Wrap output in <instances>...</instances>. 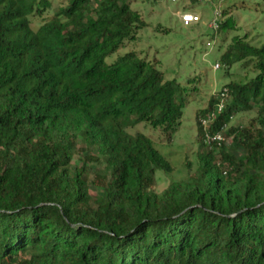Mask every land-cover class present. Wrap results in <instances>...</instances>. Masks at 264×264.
<instances>
[{"label": "trees", "instance_id": "obj_1", "mask_svg": "<svg viewBox=\"0 0 264 264\" xmlns=\"http://www.w3.org/2000/svg\"><path fill=\"white\" fill-rule=\"evenodd\" d=\"M49 8L0 0V264H264V45L236 36L220 58L227 75L257 71L224 85L209 129L225 127L246 153L204 143L198 118L215 93L197 113L194 169L157 191L156 171L173 167L128 129L171 136L187 88L135 50L117 54L147 25L129 0H68L33 25ZM250 110L248 125L229 126ZM93 162L104 168L90 183Z\"/></svg>", "mask_w": 264, "mask_h": 264}, {"label": "rangeland", "instance_id": "obj_2", "mask_svg": "<svg viewBox=\"0 0 264 264\" xmlns=\"http://www.w3.org/2000/svg\"><path fill=\"white\" fill-rule=\"evenodd\" d=\"M68 0H48L49 9H43L32 18V24L51 16L54 8L65 5ZM133 9L139 11L147 25L141 28L135 39L126 40L117 54L135 50L142 57L156 63L166 79H175L187 88L184 95V107L178 130L171 134L149 123H140L130 127V133L141 132L148 135L154 146L171 163L172 171H156L155 189L164 190L171 181L188 175V168L194 169L197 152L201 150L197 124V113L207 107L211 98L224 85L233 80L248 81L257 76L253 68L234 64L230 68L215 69L220 62L221 54L236 36H247V39L258 47L264 45V0H201L190 3L183 0H129ZM221 12V25L226 20L233 23V28L214 30L210 27L214 10ZM181 12H193L200 16L196 23L185 25L180 17ZM210 42V45H208ZM116 54V55H117ZM114 55V56H116ZM114 56H108V62ZM257 116L256 110L238 112L229 126H246ZM225 145L230 154L242 156L244 147L233 140V135L225 133ZM79 152H76L74 164L79 163ZM83 155V154H82ZM189 164V165H188ZM104 164L91 163L89 181ZM190 169V171H191ZM93 192H98L92 186Z\"/></svg>", "mask_w": 264, "mask_h": 264}, {"label": "built area", "instance_id": "obj_3", "mask_svg": "<svg viewBox=\"0 0 264 264\" xmlns=\"http://www.w3.org/2000/svg\"><path fill=\"white\" fill-rule=\"evenodd\" d=\"M221 12L219 10L215 9L212 17V21L210 22V27L214 30H218L220 24H221ZM180 17L182 22L185 25H189L192 23H196L200 20V16L193 13V12H181ZM208 45H210V42H208ZM221 67L220 62H216L214 64L215 69H219ZM216 98L218 99V103L216 106V109L209 112L206 116H200L198 118V121L200 122L202 128H203V141L204 143L209 147H214V145L220 146L225 140V135L223 133L224 128L220 131H216L215 133L210 132V125L214 122L217 115L223 110L225 106V101L227 100L228 96V88H222L220 91L216 93Z\"/></svg>", "mask_w": 264, "mask_h": 264}]
</instances>
